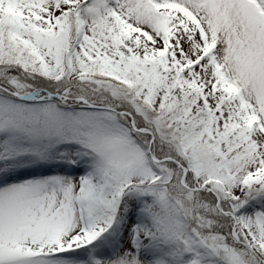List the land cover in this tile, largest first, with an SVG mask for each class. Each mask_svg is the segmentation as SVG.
<instances>
[{"label": "snow or ice", "instance_id": "6c2138e0", "mask_svg": "<svg viewBox=\"0 0 264 264\" xmlns=\"http://www.w3.org/2000/svg\"><path fill=\"white\" fill-rule=\"evenodd\" d=\"M0 264H264V0H0Z\"/></svg>", "mask_w": 264, "mask_h": 264}]
</instances>
